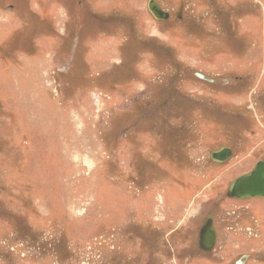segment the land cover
Segmentation results:
<instances>
[{"label":"rangeland","instance_id":"obj_1","mask_svg":"<svg viewBox=\"0 0 264 264\" xmlns=\"http://www.w3.org/2000/svg\"><path fill=\"white\" fill-rule=\"evenodd\" d=\"M156 1L0 0V264H264V0Z\"/></svg>","mask_w":264,"mask_h":264},{"label":"water","instance_id":"obj_2","mask_svg":"<svg viewBox=\"0 0 264 264\" xmlns=\"http://www.w3.org/2000/svg\"><path fill=\"white\" fill-rule=\"evenodd\" d=\"M147 10L156 19L168 20L170 13L164 10L156 0H147ZM196 76L201 79L210 80L200 73ZM232 154V150L228 146H222L209 153V157L213 162L223 163L227 161ZM226 196L233 199H252L264 197V158L258 160L252 169L235 177L227 186ZM216 240V232L213 227L211 216H207L206 220L201 224L196 243L197 247L204 252L213 249Z\"/></svg>","mask_w":264,"mask_h":264},{"label":"trees","instance_id":"obj_3","mask_svg":"<svg viewBox=\"0 0 264 264\" xmlns=\"http://www.w3.org/2000/svg\"><path fill=\"white\" fill-rule=\"evenodd\" d=\"M7 8L12 10V8H14V6H12L11 4H9V5H7ZM81 17L84 19L83 21H86V17H85V16L81 15ZM28 21L31 23L30 20H28ZM80 21H81V20H80ZM80 21H79L77 18L73 17L72 21L69 22L70 24H72V28L75 27V29H77V30H75L76 33H73V34L71 35V37H72L73 40H74V38H76V40H77V42H76V46L78 45V42H79V40H80V39L78 38L79 30H78V26H77V25H78V22H80ZM31 25H32V24H31ZM79 35H81V34L79 33ZM72 39H71V41L73 42ZM74 58H75V56H73V59H71V61H70L71 64L68 65V67H67L66 70H61V71H59V72L62 73V74L68 73V72H69V71H68L69 66L72 65ZM74 61H75V60H74ZM73 64H74V63H73Z\"/></svg>","mask_w":264,"mask_h":264},{"label":"flooded vegetation","instance_id":"obj_4","mask_svg":"<svg viewBox=\"0 0 264 264\" xmlns=\"http://www.w3.org/2000/svg\"><path fill=\"white\" fill-rule=\"evenodd\" d=\"M162 7V6H161ZM167 11V10H166ZM169 18H170V16H169ZM264 158V157H263ZM262 158V159H263ZM258 198H261V197H258ZM262 198H264V197H262ZM260 213H264V209H260ZM211 218H212V216H211ZM212 223H213V227H214V229H215V232H216V240H215V245H214V247H213V249L211 250V251H213L215 248H216V245H217V240H218V231H217V227L215 226V224H214V221H213V219H212ZM211 251H209V252H204V251H202L203 253H210ZM249 258H250V254L249 253H241L239 256H238V258L234 261V264H245L246 262H248L249 261Z\"/></svg>","mask_w":264,"mask_h":264}]
</instances>
